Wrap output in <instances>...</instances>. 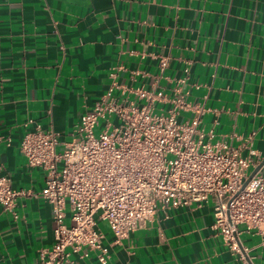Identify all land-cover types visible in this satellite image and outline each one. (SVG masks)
I'll use <instances>...</instances> for the list:
<instances>
[{
	"label": "crops",
	"instance_id": "0c3cea01",
	"mask_svg": "<svg viewBox=\"0 0 264 264\" xmlns=\"http://www.w3.org/2000/svg\"><path fill=\"white\" fill-rule=\"evenodd\" d=\"M186 67L183 90L206 108L202 127L244 155L250 146L261 163L264 0H0V136L11 138L0 143V162L13 188L27 192L17 199L18 217L0 204V264H36L55 242L52 206L40 196L45 171L21 152L24 133L39 123L68 143L114 78L170 91ZM215 220L213 198L159 207L146 228L115 243L99 218L110 250L104 264H264L260 233L239 225L241 254ZM71 264L103 263L90 251L73 254Z\"/></svg>",
	"mask_w": 264,
	"mask_h": 264
},
{
	"label": "built area",
	"instance_id": "2783aa9c",
	"mask_svg": "<svg viewBox=\"0 0 264 264\" xmlns=\"http://www.w3.org/2000/svg\"><path fill=\"white\" fill-rule=\"evenodd\" d=\"M166 65L164 58L162 70ZM189 77L186 67L170 91L128 87L114 78L94 106L83 111L68 143L39 123L24 133L20 150L30 166L45 171L40 196L51 204L55 221V242L40 252L36 264H71L73 254L88 256L90 251L104 264L110 250L99 218L108 222L114 242L121 243L146 228L159 207L209 198L215 203L214 227L232 250L242 254L240 224L264 237L263 169L243 187L260 162L257 152L249 146L244 155L226 140L213 141V130L202 127L206 108L183 90ZM189 111L194 115L184 117ZM5 139L10 145L11 138ZM4 140L0 136V143ZM26 193L13 188L0 162L4 211L18 217L17 199Z\"/></svg>",
	"mask_w": 264,
	"mask_h": 264
},
{
	"label": "water",
	"instance_id": "95a60500",
	"mask_svg": "<svg viewBox=\"0 0 264 264\" xmlns=\"http://www.w3.org/2000/svg\"><path fill=\"white\" fill-rule=\"evenodd\" d=\"M264 166V159L261 163H259L250 173L249 177L246 179V181L243 184V187L247 185V183L251 180V178Z\"/></svg>",
	"mask_w": 264,
	"mask_h": 264
},
{
	"label": "rangeland",
	"instance_id": "374dc122",
	"mask_svg": "<svg viewBox=\"0 0 264 264\" xmlns=\"http://www.w3.org/2000/svg\"><path fill=\"white\" fill-rule=\"evenodd\" d=\"M100 121H101V123H103V120H102V119H101ZM96 132H99V129H96ZM251 172H252V171H251Z\"/></svg>",
	"mask_w": 264,
	"mask_h": 264
}]
</instances>
